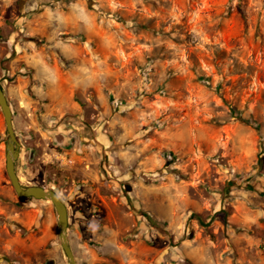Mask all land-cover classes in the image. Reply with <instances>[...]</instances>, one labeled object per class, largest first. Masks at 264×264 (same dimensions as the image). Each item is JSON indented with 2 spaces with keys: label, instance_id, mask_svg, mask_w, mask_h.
<instances>
[{
  "label": "rangeland",
  "instance_id": "rangeland-1",
  "mask_svg": "<svg viewBox=\"0 0 264 264\" xmlns=\"http://www.w3.org/2000/svg\"><path fill=\"white\" fill-rule=\"evenodd\" d=\"M0 82L79 264H264V0H0ZM8 136L0 264H70Z\"/></svg>",
  "mask_w": 264,
  "mask_h": 264
},
{
  "label": "water",
  "instance_id": "water-1",
  "mask_svg": "<svg viewBox=\"0 0 264 264\" xmlns=\"http://www.w3.org/2000/svg\"><path fill=\"white\" fill-rule=\"evenodd\" d=\"M0 106L2 108L7 131H8V144H7V172L11 182L21 198H35L38 200H48L53 203L59 215V233L63 249L69 259L70 264H79L69 240V211L66 203L60 195L54 190H48L41 186L25 187L17 172V161L21 155V143L16 134L14 124V113L10 105L6 92L0 82Z\"/></svg>",
  "mask_w": 264,
  "mask_h": 264
},
{
  "label": "trees",
  "instance_id": "trees-1",
  "mask_svg": "<svg viewBox=\"0 0 264 264\" xmlns=\"http://www.w3.org/2000/svg\"><path fill=\"white\" fill-rule=\"evenodd\" d=\"M205 82V81H204Z\"/></svg>",
  "mask_w": 264,
  "mask_h": 264
}]
</instances>
